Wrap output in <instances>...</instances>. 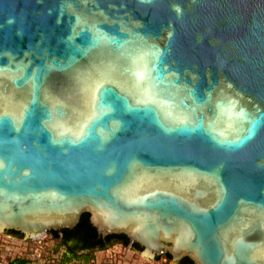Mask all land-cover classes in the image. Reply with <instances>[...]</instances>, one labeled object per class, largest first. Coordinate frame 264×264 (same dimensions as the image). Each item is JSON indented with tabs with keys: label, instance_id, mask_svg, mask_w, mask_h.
I'll return each mask as SVG.
<instances>
[{
	"label": "water",
	"instance_id": "1",
	"mask_svg": "<svg viewBox=\"0 0 264 264\" xmlns=\"http://www.w3.org/2000/svg\"><path fill=\"white\" fill-rule=\"evenodd\" d=\"M264 264V0H0V233Z\"/></svg>",
	"mask_w": 264,
	"mask_h": 264
},
{
	"label": "built area",
	"instance_id": "2",
	"mask_svg": "<svg viewBox=\"0 0 264 264\" xmlns=\"http://www.w3.org/2000/svg\"><path fill=\"white\" fill-rule=\"evenodd\" d=\"M3 235L0 239V264L19 258L24 264H153L125 245H107L80 255H71L62 246L55 251L54 241L44 235L30 240ZM66 252V256L62 254ZM172 261V260H170ZM169 264V262H168Z\"/></svg>",
	"mask_w": 264,
	"mask_h": 264
},
{
	"label": "trees",
	"instance_id": "3",
	"mask_svg": "<svg viewBox=\"0 0 264 264\" xmlns=\"http://www.w3.org/2000/svg\"><path fill=\"white\" fill-rule=\"evenodd\" d=\"M45 234V236L46 237H48V239L49 240H52V241H54L55 242V244L56 245H53V250L55 251L56 249H58V247L59 246H62L63 248H64V250L66 251V252H68V253H71L73 250L71 249V248H67V247H65V246H63L58 240H57V238L53 235V234H51V233H48V232H45L44 233ZM98 248H101V247H98ZM93 249V248H92ZM66 252H64L63 254H62V256L63 257H65L66 255ZM171 260V257L169 256V255H167V254H162V255H159V256H157V257H155L154 258V262H153V264H168V262ZM184 263H186V264H192L191 263V261H189L187 258H181V259H179L178 261H177V263L178 264H184ZM10 262H12L11 264H24V262L23 261H21L19 258H14L12 261H10ZM10 264V263H9Z\"/></svg>",
	"mask_w": 264,
	"mask_h": 264
},
{
	"label": "flooded vegetation",
	"instance_id": "4",
	"mask_svg": "<svg viewBox=\"0 0 264 264\" xmlns=\"http://www.w3.org/2000/svg\"><path fill=\"white\" fill-rule=\"evenodd\" d=\"M8 235V234H7ZM11 236V235H10ZM11 237H14V236H11ZM15 238H19V237H15ZM94 249V248H93ZM73 251L70 253L71 255H80V254H83V253H86L92 249H81V250H77V249H72ZM179 260V259H178ZM178 260H175L174 264H178L177 261ZM183 262V261H182ZM184 263V262H183ZM186 264V263H184Z\"/></svg>",
	"mask_w": 264,
	"mask_h": 264
},
{
	"label": "rangeland",
	"instance_id": "5",
	"mask_svg": "<svg viewBox=\"0 0 264 264\" xmlns=\"http://www.w3.org/2000/svg\"><path fill=\"white\" fill-rule=\"evenodd\" d=\"M3 234H5V233H3ZM2 236H3V235L0 234V239L3 238ZM6 236H8V235L6 234ZM174 262H175V261H169V264H174Z\"/></svg>",
	"mask_w": 264,
	"mask_h": 264
}]
</instances>
